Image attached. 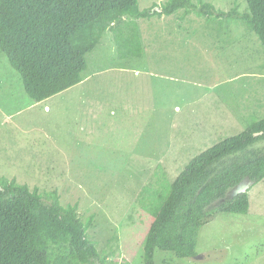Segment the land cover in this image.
I'll list each match as a JSON object with an SVG mask.
<instances>
[{"label":"rangeland","instance_id":"374dc122","mask_svg":"<svg viewBox=\"0 0 264 264\" xmlns=\"http://www.w3.org/2000/svg\"><path fill=\"white\" fill-rule=\"evenodd\" d=\"M169 1L137 0L127 10L162 11ZM203 1L249 9L247 0ZM127 10L107 15L114 30L95 31L87 69L43 94L26 93L0 50V181L48 198L57 191L84 221L94 216L88 235L107 264H145L146 186L165 172L173 182L196 155L264 118V45L246 22L193 10L137 19ZM73 40L81 47L88 37ZM247 191L248 213L218 212L196 257L158 249L155 263L264 264V180Z\"/></svg>","mask_w":264,"mask_h":264},{"label":"trees","instance_id":"16d2710c","mask_svg":"<svg viewBox=\"0 0 264 264\" xmlns=\"http://www.w3.org/2000/svg\"><path fill=\"white\" fill-rule=\"evenodd\" d=\"M136 2L0 0V50L20 74L26 93L43 94L86 70V55L99 43L95 31L114 30L109 12L127 10ZM247 2L244 12L235 7L223 11L203 0L200 4L170 0L162 11L151 7L127 13L144 19L193 10L209 20L241 19L264 45V0ZM82 32L88 42L78 47L73 39ZM262 141L264 118L196 155L173 182L165 172L157 187L144 188L139 202L153 217L144 246L145 264H156L158 249L180 258L194 257L202 228L218 212L248 213V191L234 196L232 192L247 176L254 183L264 180V149L258 145ZM93 217L84 221L78 206L63 205L57 191L48 198L37 188L2 179L0 264H107L88 235Z\"/></svg>","mask_w":264,"mask_h":264},{"label":"water","instance_id":"95a60500","mask_svg":"<svg viewBox=\"0 0 264 264\" xmlns=\"http://www.w3.org/2000/svg\"><path fill=\"white\" fill-rule=\"evenodd\" d=\"M252 184L253 180H251L249 176L245 177V179L239 184V186L232 192V196L246 192Z\"/></svg>","mask_w":264,"mask_h":264}]
</instances>
